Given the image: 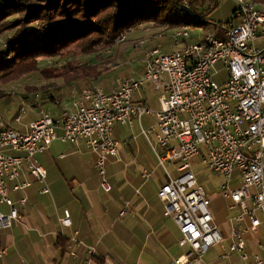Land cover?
<instances>
[{
    "label": "built area",
    "instance_id": "built-area-1",
    "mask_svg": "<svg viewBox=\"0 0 264 264\" xmlns=\"http://www.w3.org/2000/svg\"><path fill=\"white\" fill-rule=\"evenodd\" d=\"M231 1L235 10L221 29L224 38L208 32L193 43L189 26L173 29L170 37L182 48L168 54L160 47L148 52L140 78L118 79L109 92L101 87L84 88L63 106L57 119L44 112L27 132L1 126L0 232L21 221L18 205L26 204L25 199L15 202L10 198L8 184L17 182L23 173L44 183L47 171L39 165L37 156L53 142L75 146L84 143L95 153L100 188L107 194L113 189L107 162L110 158L120 160L113 127H132L135 119L141 121L150 115L156 122L142 128L141 134L169 178L158 197L165 204V216L179 228V246L188 249L173 264H205V256L215 247L223 250L218 257L221 262L237 255L244 262L264 264V256L252 255L246 242L248 237L259 235L263 241L257 248L264 251V45L259 43L264 42V12L252 0ZM182 5L180 13L192 15L189 4ZM134 31L121 35L117 45L127 43ZM164 37L161 31L154 39ZM144 43L137 41L135 45ZM221 72L226 73V80L219 83L216 78ZM145 84L160 93L157 112L133 100ZM21 112L26 113L25 109ZM196 159L225 181L221 192L232 201L229 210L235 213L227 237L215 224L209 196L193 171ZM169 167L175 168L177 177L170 176ZM30 186L26 182L13 190ZM48 193L47 188L40 192ZM4 206L8 213L1 212ZM126 211H121L120 217ZM61 224L72 226L68 209ZM89 252L94 255L96 250L91 248ZM6 253L0 249V262Z\"/></svg>",
    "mask_w": 264,
    "mask_h": 264
},
{
    "label": "crops",
    "instance_id": "crops-1",
    "mask_svg": "<svg viewBox=\"0 0 264 264\" xmlns=\"http://www.w3.org/2000/svg\"><path fill=\"white\" fill-rule=\"evenodd\" d=\"M258 7L264 12L263 5L258 4ZM150 30L145 29L147 32ZM201 38H192L191 42ZM259 43L264 45L263 41ZM144 70L145 66L142 72L134 74V78L122 79L140 78ZM88 81L93 85H102L96 83L102 81L100 76L98 80ZM81 83L69 85L70 88L62 92L52 91L47 98L36 97L33 105L39 104L42 110L28 105L34 110V118L29 124H24L22 130L16 131L27 132L30 124L44 112L57 119L64 102H71L85 88L81 87ZM99 87L109 92L116 85ZM156 94L153 100L139 94L135 102L157 112L160 109V93ZM18 117L19 114L15 117L16 122ZM155 122L154 117L148 115L143 116L141 121L136 119L132 127L118 125L121 130H126L121 131L118 138L113 133V139L119 145L120 160L110 158L107 162L108 181L113 188L107 194L100 188L95 168L97 155L84 143L75 146L56 141L47 151L39 154L38 163L47 171L44 183L23 173L17 182L8 184L10 198L15 202L25 199L26 204L18 205L21 221L0 232V249L7 252L0 264H173L184 256L188 249L179 246L182 238L179 228L165 216V204L158 197L160 188L168 182L167 172L159 166L151 145L141 134L142 128L148 129ZM168 172L172 178L178 176L174 167H169ZM26 182H30L31 186L20 191L13 190L14 186ZM233 186L236 187L237 183ZM44 188L49 190L48 194H40ZM228 200L230 208L232 201ZM229 208L226 225L219 227L224 237L230 234L231 218L235 215ZM67 209L72 220L70 228L61 224ZM124 209L127 210L126 215L120 217ZM91 248L96 250L94 255L89 252ZM222 253L220 247L211 249L205 256V264H238L242 261L233 255L221 262L218 257ZM250 253L264 256V251L258 250L257 245L255 252Z\"/></svg>",
    "mask_w": 264,
    "mask_h": 264
},
{
    "label": "trees",
    "instance_id": "trees-1",
    "mask_svg": "<svg viewBox=\"0 0 264 264\" xmlns=\"http://www.w3.org/2000/svg\"><path fill=\"white\" fill-rule=\"evenodd\" d=\"M184 2L192 15L180 13ZM218 4L219 0H0V37L8 41V49L0 52V82H16L37 72L44 79L68 83L98 80L97 67H84L82 57L98 47L117 45L121 35L144 25L209 30L205 17ZM42 58L61 63L40 70Z\"/></svg>",
    "mask_w": 264,
    "mask_h": 264
},
{
    "label": "rangeland",
    "instance_id": "rangeland-1",
    "mask_svg": "<svg viewBox=\"0 0 264 264\" xmlns=\"http://www.w3.org/2000/svg\"><path fill=\"white\" fill-rule=\"evenodd\" d=\"M256 4H261L264 6V0L254 1ZM235 3L231 0H219V4L216 8L207 14L205 21L210 24L209 30L197 27H191L192 38L204 37L208 32L212 34H218L219 38H224L225 33L222 29L223 26H226L232 19V14L234 10ZM160 25V26H159ZM151 28L149 32L145 29ZM165 34V37L162 39H154V36L161 33ZM171 29L165 25L157 23V25L142 26L139 30L135 29L134 32L128 35V42L122 45L117 46L115 43L110 47L101 46L98 47L95 53L82 57L81 61L84 63V67L93 68L94 65L97 67V71L100 72V77L102 81H97V84H102L104 88H109L110 86L116 85L118 79L122 78H134L135 73L142 72L144 68V61L146 59V54L152 51L154 48L160 47L162 53H170L172 51L179 50L182 48V45L175 46L174 42L171 39ZM7 36L0 37V52H5L8 49ZM137 41H145L141 47H134V43ZM164 46V47H163ZM169 51V52H168ZM57 59H39V69H46L52 66L60 64ZM112 64V66L110 65ZM116 65V66H115ZM90 66V67H89ZM138 79V78H137ZM216 80L219 83H222L226 80V73L221 72L217 76ZM79 81H72L70 83L66 82L64 79H54L47 80L44 79L39 72L33 73L26 77H23L21 80L12 82V83H1L0 82V93L4 96L0 99V127L2 124L13 130H22L24 124H29V122L34 118V110L31 109L33 105V100L36 98V95H40L41 98L49 97L48 94L52 91L62 92L64 89H68L69 85H76ZM85 82V83H84ZM82 81L81 87L92 88L97 85L89 83L88 80ZM102 85H98L102 86ZM150 84H145L139 91L134 95L137 98L138 95H142L148 100H153L157 96L156 92ZM105 90V89H104ZM25 98V99H24ZM39 101V100H38ZM137 102V101H136ZM135 102V103H136ZM38 103V102H37ZM68 101L64 102L65 106ZM141 104V103H136ZM30 105V107L28 106ZM39 104L33 105L38 110H42V107ZM25 109L26 113L21 114V108ZM19 114V120H15V117ZM136 120V119H135ZM21 122V123H20ZM120 124H116L113 127L114 137L118 138L120 132L125 131L126 128L118 127ZM138 130L136 129L135 133ZM195 165L193 166V171L196 174L200 185L207 191L209 195L210 211L214 216L215 224L222 228L226 225L229 215V205L230 201L221 195L220 187L224 184V179L219 177L217 174L205 168L200 164V160H194ZM176 177V176H175ZM1 212L8 213V208L5 206L1 208ZM247 241V246L250 252H255V246L262 239L259 235L254 237H249ZM253 254V253H252ZM255 255V254H254ZM238 264H245L244 261H240Z\"/></svg>",
    "mask_w": 264,
    "mask_h": 264
}]
</instances>
